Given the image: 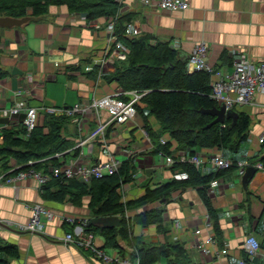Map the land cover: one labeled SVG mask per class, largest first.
I'll use <instances>...</instances> for the list:
<instances>
[{
    "label": "crops",
    "instance_id": "1",
    "mask_svg": "<svg viewBox=\"0 0 264 264\" xmlns=\"http://www.w3.org/2000/svg\"><path fill=\"white\" fill-rule=\"evenodd\" d=\"M153 1L157 4V0ZM121 3L123 11L132 13L142 31L170 41L183 57L189 56L197 43L209 44L210 64L222 76L234 70L229 54L233 48L247 53L255 64L264 62V0H190L188 9L178 11L160 9L157 5L144 6L137 0ZM49 15L47 19L31 22L25 30L0 28V73H6L0 78V111L20 100L40 108L46 104L65 109L94 96L102 98L125 90L117 81L110 82L106 78L115 70V64L109 61L113 49L109 48L105 36L107 17L93 20L103 25L97 29L92 21L84 18L86 14L83 17L72 14L65 6H53ZM56 61L62 63L61 67L55 66ZM118 61L120 59L115 63ZM90 66H93L92 70L88 69ZM15 67L24 75H13ZM140 106L145 107V104ZM238 109L251 118L250 134L236 154L225 155L245 162L246 168L258 167L260 163L256 160L264 155V145L259 143L264 132V93L258 94L254 103ZM20 124V121L0 118V144L5 140L4 131L16 129ZM149 124L155 131L161 127L155 116L149 117ZM90 125L93 128L95 123ZM146 131L144 116L139 111L136 118L118 133L110 131L107 138L97 139L84 147L92 162L105 161L110 154L134 159L140 180L133 182L126 201L144 196L148 183L156 187L173 177L165 158L153 152L154 144L145 137ZM84 136L80 132L78 137H71L75 147ZM162 138L169 140L170 135L164 134ZM176 147L174 142L172 149ZM180 151L176 148L173 154L177 156ZM198 152L210 155L223 151L206 147ZM72 158L71 154L66 157L67 160ZM17 164L16 158H11L8 163L0 162V221L10 224H4L0 239L5 245L15 246L20 253L19 259L12 264H124L115 258H130L118 249L105 247L101 235L95 236V244L110 260L66 243L63 238L74 228L62 218L90 219L87 204L75 206L67 199L64 202L46 200L33 177L6 183L4 176ZM217 170L210 159L201 168L204 175ZM243 176L244 173L236 168L216 179L219 184L214 189L210 191L208 187L221 236L214 229L215 221L197 187L177 189L167 202L159 201L128 211L127 215L134 217L158 206L165 210L161 229L156 225H135V235L146 244L180 243L189 253L188 264H264V169L258 168L247 188ZM35 204L47 207L56 215L53 220L44 222V233L20 229V226L30 224L31 208ZM206 216L210 217L212 226H207ZM197 228L201 229L200 234L195 232ZM250 235L256 236L261 244L260 252L254 257L245 255V243ZM210 236L213 238V242L207 244L210 253L203 256L193 243L206 241ZM171 259L175 256L163 258L157 264H170Z\"/></svg>",
    "mask_w": 264,
    "mask_h": 264
},
{
    "label": "trees",
    "instance_id": "2",
    "mask_svg": "<svg viewBox=\"0 0 264 264\" xmlns=\"http://www.w3.org/2000/svg\"><path fill=\"white\" fill-rule=\"evenodd\" d=\"M53 6H67L70 12L84 13L88 21L104 17L116 21L118 38L129 48V53L115 63L114 72L106 75V78L110 82L117 81L125 90L145 93L141 100L145 107L138 105V111L144 116L156 155L160 152L172 155L176 148L187 151L191 149V154L195 155L201 148L217 147L229 156L236 154L240 144L247 141L251 118L241 114L237 107L233 110L238 111L240 116L234 125L233 118L212 124L216 116L208 111L220 105L211 96V73H190L188 61L181 56L179 49L170 41L162 40L147 31L134 37L125 36L126 24L132 22L134 16L123 11V3L116 0H0V16L24 17L28 15L29 7L34 16L48 15L49 8ZM4 75L6 73H0V78ZM44 113L43 124L36 127L28 137L23 122L16 129L4 131L5 140L0 144V162L8 163L11 158H16L20 169L25 170L30 168L26 164L35 160L33 168L48 174L49 165H60L56 154L62 153L65 158L70 154L73 157L79 154L71 138L78 137L80 133L75 117L65 113ZM151 116H155L161 125L158 131L153 130L149 124ZM72 127L74 132L71 131ZM164 134L170 135L166 143L162 142ZM174 142L177 147L172 149ZM234 161V166L229 169H218L217 172L204 175L192 162L176 159L170 166L173 177L169 182L156 187L148 183L145 195L133 201H123L119 192L122 184L132 182L137 174L135 161L131 157L122 163L117 173L101 178L93 177L90 183L52 176L40 187L46 200L64 202L67 199L68 203L75 206L87 204L90 219L84 227L85 233L103 236L105 247L118 249L123 256L130 255L131 259H139L141 264H157L163 258L168 259L173 255L175 259H171L170 264H188L186 261L189 260V253L180 243L146 244L134 233L135 225H156L157 229H161L165 222L163 207L144 210L134 217H129L127 212L142 205L167 202L177 189L197 187L215 221L214 229L221 236L217 226L218 215L212 207L207 190L213 180L237 168L238 161ZM256 162L264 168V155ZM20 169L7 175H16ZM177 172H186L188 177L176 179ZM107 217L116 218V223L104 226L93 222ZM19 257V250L15 246L5 245L0 239V264H12Z\"/></svg>",
    "mask_w": 264,
    "mask_h": 264
},
{
    "label": "built area",
    "instance_id": "3",
    "mask_svg": "<svg viewBox=\"0 0 264 264\" xmlns=\"http://www.w3.org/2000/svg\"><path fill=\"white\" fill-rule=\"evenodd\" d=\"M119 3L124 0H116ZM144 6L157 5L160 9H167L171 11L186 10L190 7V0H157V4L153 0H137ZM108 24L105 27V36L107 38L109 48L112 47V55L110 56V62L115 64L116 60H122L126 53H129V48L119 40L116 33V21L107 17ZM91 23L97 29L103 28V25L97 21ZM142 32L141 25L138 21L133 20L126 24L127 37H134ZM209 44L206 42H199L195 45L192 53L188 59V71L190 73L197 71H206L212 74V86L213 90L211 96L218 102L220 106L225 105L227 109L238 108L244 105L254 103L258 94L264 93V62L261 64H255L250 56L241 52L238 49L229 50V54L233 59V72L222 76V74L210 64L209 61ZM60 61L55 62L56 67H61ZM89 70L93 69V66L88 67ZM54 75V79H55ZM145 93L139 90H122L121 93L106 95L102 98L96 96L77 103L68 108H56L50 107L46 104L43 106H31L28 102L20 100L15 105L4 107L0 111V118L7 119L16 122L20 121L26 126L29 134L38 127L43 120L44 112H53L56 114L65 113L68 116L75 117L78 129L85 136L80 139L76 149L79 150V154L72 159L67 160L62 153L55 155L60 159V165H49L48 174L42 170L34 169L33 165L35 160H30L26 165H30L28 169H20L21 166L17 164L14 170L20 169L16 175H5L4 180L6 183H12L15 179H26L33 177L39 185L47 183L51 177H62L64 179H78L82 182L90 183L93 177L101 178L108 175H113L119 171L122 163L129 157L115 156L110 154L107 160L100 162H92L88 153L84 150V147L90 142H94L97 139H105L108 136V131H115L123 129L127 124L132 122L138 115V105L142 103V97ZM44 111V112H43ZM105 113L107 114L105 116ZM92 123L95 126L91 128ZM5 125V124H4ZM88 128V129H87ZM145 137L150 141L149 133L146 131ZM168 140L162 138V142L166 143ZM259 143H264V132L259 137ZM160 157L165 158L168 165H173L176 159L180 161L192 162L196 168L201 169L203 163L208 159L218 169H229L234 166L235 161L227 158L223 152H215L210 155H204L197 151L195 155L191 154L190 150H182L175 156L166 155L164 152L159 153ZM136 165V164H135ZM237 168L241 173L246 170V163L243 161L237 162ZM258 168L264 169L262 164H258ZM188 177L186 172H177L175 174L176 179H185ZM140 177L135 174L132 182L123 183L119 188V192L122 195V200L126 201V194L131 189L133 182H138ZM219 181L214 180L210 184V191L218 186ZM32 217L30 224L20 226L21 230L44 233L46 220H53L55 213L45 206L35 204L32 208ZM64 223L74 226V229L66 234L63 238L66 243L75 244L87 251L94 252L101 259L110 260L101 249L95 244V235L93 233H85L84 227L87 226L89 219H78L75 217H63ZM207 226H212V222L209 216L205 217ZM4 224L10 225L8 222L0 221V232ZM197 234L201 233V229L197 228L195 231ZM213 242V238L210 236L206 241H194L193 245H196L205 256L210 253V248L207 244ZM247 253L254 257L261 250V244L258 238L254 235H250L246 240ZM116 261H121L124 264H141L139 259H131L129 257L115 258Z\"/></svg>",
    "mask_w": 264,
    "mask_h": 264
},
{
    "label": "water",
    "instance_id": "4",
    "mask_svg": "<svg viewBox=\"0 0 264 264\" xmlns=\"http://www.w3.org/2000/svg\"><path fill=\"white\" fill-rule=\"evenodd\" d=\"M50 15H42V16H34L32 14H28L24 17H14V16H0V28H7V29H13L17 28L20 30H25L26 26H28L31 22H37L40 20L47 19ZM181 54V52H180ZM182 56V54H181ZM183 57V56H182ZM186 61H188L189 56L183 57ZM13 75H24V72L21 71L19 68L15 67L13 70ZM213 116H216V119L213 121L212 124L223 122L226 118H233L234 125L240 116V113L233 109H227L225 105H222L220 107H215L212 110L208 111ZM258 170V167L256 166H249L246 168L243 176V184L247 188L250 181L255 176L256 172ZM94 223H101L104 226L113 225L116 223V218L107 217L103 219H96L93 221Z\"/></svg>",
    "mask_w": 264,
    "mask_h": 264
},
{
    "label": "rangeland",
    "instance_id": "5",
    "mask_svg": "<svg viewBox=\"0 0 264 264\" xmlns=\"http://www.w3.org/2000/svg\"><path fill=\"white\" fill-rule=\"evenodd\" d=\"M65 7L68 9L67 6H65ZM51 8H52V7L49 8V12L51 11ZM69 12H70V11H69ZM27 13H28V14H32V13H33V10H32L31 7H29V8L27 9ZM70 13H72V14H77V15H81V14H82V15H81L82 17H83V15H84L83 13H80V12H70ZM84 16H85L84 18H86V15H84ZM86 19H87V18H86ZM44 119H45V115L43 116V120H42V123H41V124H43ZM75 121H76V120H75ZM41 124H40V125H41Z\"/></svg>",
    "mask_w": 264,
    "mask_h": 264
},
{
    "label": "bare ground",
    "instance_id": "6",
    "mask_svg": "<svg viewBox=\"0 0 264 264\" xmlns=\"http://www.w3.org/2000/svg\"><path fill=\"white\" fill-rule=\"evenodd\" d=\"M214 181V180H213ZM214 189V188H213Z\"/></svg>",
    "mask_w": 264,
    "mask_h": 264
}]
</instances>
